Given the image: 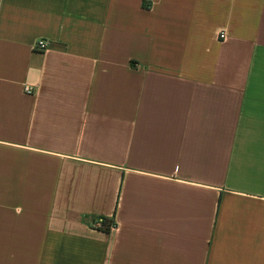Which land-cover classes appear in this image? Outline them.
Instances as JSON below:
<instances>
[{"label":"crops","instance_id":"0c3cea01","mask_svg":"<svg viewBox=\"0 0 264 264\" xmlns=\"http://www.w3.org/2000/svg\"><path fill=\"white\" fill-rule=\"evenodd\" d=\"M0 264H264V0H0Z\"/></svg>","mask_w":264,"mask_h":264},{"label":"built area","instance_id":"2783aa9c","mask_svg":"<svg viewBox=\"0 0 264 264\" xmlns=\"http://www.w3.org/2000/svg\"><path fill=\"white\" fill-rule=\"evenodd\" d=\"M218 37L220 39L224 38V33L223 32H219ZM47 46V41L45 39H38L34 42L33 48L35 50L38 51H43L46 49ZM26 93H30V88L25 87L24 88ZM91 226L93 228H98V229H102V230H112L114 227V223L112 220H108L106 218L103 217H96L94 218L91 222H90Z\"/></svg>","mask_w":264,"mask_h":264}]
</instances>
